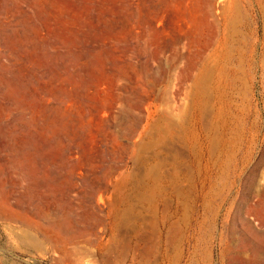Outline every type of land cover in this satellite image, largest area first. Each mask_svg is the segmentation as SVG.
Instances as JSON below:
<instances>
[{
	"label": "rangeland",
	"instance_id": "374dc122",
	"mask_svg": "<svg viewBox=\"0 0 264 264\" xmlns=\"http://www.w3.org/2000/svg\"><path fill=\"white\" fill-rule=\"evenodd\" d=\"M0 264H264V0H0Z\"/></svg>",
	"mask_w": 264,
	"mask_h": 264
},
{
	"label": "bare ground",
	"instance_id": "6f19581e",
	"mask_svg": "<svg viewBox=\"0 0 264 264\" xmlns=\"http://www.w3.org/2000/svg\"><path fill=\"white\" fill-rule=\"evenodd\" d=\"M195 157H196V156H195ZM197 158H198V157H197ZM197 158H196V159H197ZM199 173H200V172H199ZM148 187H150V186H148ZM151 187H154V189H155V186H151ZM146 188H147V187H146ZM159 188H160V187H159ZM178 188H180V187H178ZM149 189H150V188H149ZM161 189H163V188H161ZM161 189H160V190H161ZM176 189H177V188H176ZM146 190H148V189H146ZM155 190H157V188H156ZM155 190H153V191H155ZM158 190H159V189H158ZM149 191H151V189H150ZM161 191H162V190H161ZM173 191H174V190H173ZM178 191H179V190H178ZM178 191H177V194H178ZM174 192L176 193V191H174ZM124 193H125V192H124ZM159 193H161V192H159ZM162 193H163V192H162ZM162 193H161V194H162ZM180 193H181V191L179 192V194H180ZM162 195H163V194H162ZM162 195H161V196H162ZM173 195H174V194H173ZM163 196H164V195H163ZM163 196H162V197H163ZM164 198H165V197H164ZM123 199H124V198H123ZM114 212H115V211H113L112 227H113V229L115 230V229L118 228L119 223H120V222H119V221H120V214L117 213V212L114 214ZM167 255H168V254H167ZM167 258H169V256H168ZM170 262H171V261H170ZM164 263H165V262H164ZM171 263H172V262H171Z\"/></svg>",
	"mask_w": 264,
	"mask_h": 264
}]
</instances>
